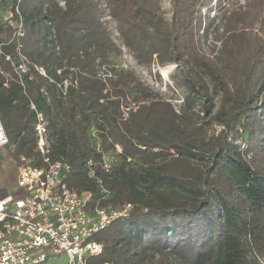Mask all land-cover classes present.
<instances>
[{
	"label": "trees",
	"instance_id": "1",
	"mask_svg": "<svg viewBox=\"0 0 264 264\" xmlns=\"http://www.w3.org/2000/svg\"><path fill=\"white\" fill-rule=\"evenodd\" d=\"M163 1L0 0V122L9 139L0 197L25 195L14 176L3 183L7 160L8 169L22 157L41 164L35 104L52 159L71 165L67 184L92 192V207L131 204L93 235L103 251L88 264H258L264 0H217L213 16V0H169V10ZM16 5L11 24L4 13ZM168 65L167 91L181 90L179 98L140 71Z\"/></svg>",
	"mask_w": 264,
	"mask_h": 264
},
{
	"label": "built area",
	"instance_id": "2",
	"mask_svg": "<svg viewBox=\"0 0 264 264\" xmlns=\"http://www.w3.org/2000/svg\"><path fill=\"white\" fill-rule=\"evenodd\" d=\"M17 13L20 12L16 5L4 13V19L13 24ZM21 24L19 21V27ZM18 69L24 71L25 66ZM38 69L45 74L42 67ZM68 83V79L62 83L64 94ZM42 93L48 96L45 89ZM32 109L36 111L34 132L41 164L35 165L31 159L22 157L16 188L25 195L0 197V264H43L60 254L67 255V264H88L89 257L103 251V244L94 240L93 235L126 216L131 204L121 209L92 207V192L70 187L66 179L71 165L52 159L46 115L36 110L35 104ZM8 143L0 122V150ZM117 149L122 151L120 146ZM103 166L110 168L107 159ZM256 258L258 264H264V255L257 254Z\"/></svg>",
	"mask_w": 264,
	"mask_h": 264
},
{
	"label": "rangeland",
	"instance_id": "3",
	"mask_svg": "<svg viewBox=\"0 0 264 264\" xmlns=\"http://www.w3.org/2000/svg\"><path fill=\"white\" fill-rule=\"evenodd\" d=\"M216 1L217 0H213V2H212L213 6H212V11L210 12L211 16L218 14V9H217V6H216L218 3ZM245 1L246 0H224L223 7H228L230 4L233 7L234 5L243 4V3H245ZM163 7L166 10L170 9L169 0H164L163 1ZM208 12H209V8L208 7L203 9L202 13H203L204 17L208 15ZM167 16H170V14H168ZM112 26L114 27L115 24L112 23ZM208 43H214V39H213L212 35L210 37H208ZM141 68L142 67H140V69ZM174 68H175V65H168V66H165V67H157L152 72L153 75H151L148 72V70L147 71L140 70V71L142 72L143 77L147 81H149L154 87H156L160 91H165L166 93H168V97L179 98L180 94H181V90L172 89V91H167V85H168V83H171L170 82V73L172 72V70ZM156 73H159V75L163 79V82H162L161 85H160L159 82H157L155 80V74ZM175 102L180 103V101H175ZM237 143L241 146V148H244V146H246V142L243 139H241V138L237 141ZM1 153H3V152H1ZM7 162H9V160H7ZM6 163H4V165H2V170H1V177H2L3 183H4L5 179L8 178L9 176H14L15 177V182H16L17 181V175H18V167L16 169L15 168L14 169H8L5 166ZM67 262H68L67 255L66 254H60V255L54 257L53 259L48 260L47 262H45L43 264H67Z\"/></svg>",
	"mask_w": 264,
	"mask_h": 264
}]
</instances>
